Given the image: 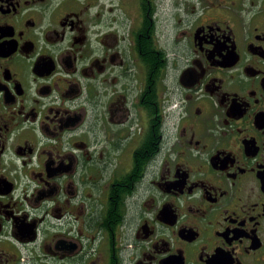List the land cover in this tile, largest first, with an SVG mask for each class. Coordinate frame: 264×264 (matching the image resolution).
<instances>
[{
    "label": "flooded vegetation",
    "instance_id": "1",
    "mask_svg": "<svg viewBox=\"0 0 264 264\" xmlns=\"http://www.w3.org/2000/svg\"><path fill=\"white\" fill-rule=\"evenodd\" d=\"M264 264V0H0V264Z\"/></svg>",
    "mask_w": 264,
    "mask_h": 264
},
{
    "label": "rangeland",
    "instance_id": "2",
    "mask_svg": "<svg viewBox=\"0 0 264 264\" xmlns=\"http://www.w3.org/2000/svg\"><path fill=\"white\" fill-rule=\"evenodd\" d=\"M30 264H35V263L31 262Z\"/></svg>",
    "mask_w": 264,
    "mask_h": 264
}]
</instances>
